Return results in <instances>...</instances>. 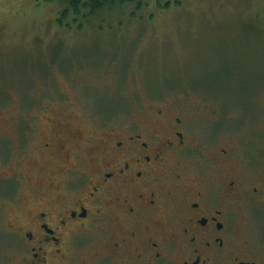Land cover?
Segmentation results:
<instances>
[{
  "label": "flooded vegetation",
  "instance_id": "1",
  "mask_svg": "<svg viewBox=\"0 0 264 264\" xmlns=\"http://www.w3.org/2000/svg\"><path fill=\"white\" fill-rule=\"evenodd\" d=\"M145 80L131 112L48 107L21 174L0 154V264H264V85L245 117Z\"/></svg>",
  "mask_w": 264,
  "mask_h": 264
},
{
  "label": "rangeland",
  "instance_id": "2",
  "mask_svg": "<svg viewBox=\"0 0 264 264\" xmlns=\"http://www.w3.org/2000/svg\"><path fill=\"white\" fill-rule=\"evenodd\" d=\"M145 3L67 29L58 25L59 3L0 0V154L9 147L10 172L38 161L22 127L61 100L85 111V92L94 101L86 115L131 112L147 79L155 93L186 84L253 116L250 100L264 85V0Z\"/></svg>",
  "mask_w": 264,
  "mask_h": 264
},
{
  "label": "trees",
  "instance_id": "3",
  "mask_svg": "<svg viewBox=\"0 0 264 264\" xmlns=\"http://www.w3.org/2000/svg\"><path fill=\"white\" fill-rule=\"evenodd\" d=\"M50 3L60 4V18L58 25L71 29V24L79 21H87L95 18L99 13L110 8L124 9L126 6H134L136 10H142L148 0H46ZM160 6L161 1H158ZM170 3L165 6L169 7ZM133 18L135 17L132 16Z\"/></svg>",
  "mask_w": 264,
  "mask_h": 264
}]
</instances>
